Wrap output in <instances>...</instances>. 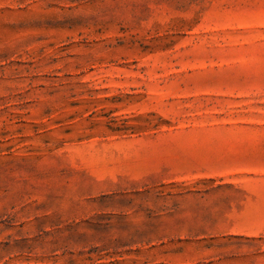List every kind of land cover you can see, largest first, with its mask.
<instances>
[{
    "label": "rangeland",
    "instance_id": "obj_1",
    "mask_svg": "<svg viewBox=\"0 0 264 264\" xmlns=\"http://www.w3.org/2000/svg\"><path fill=\"white\" fill-rule=\"evenodd\" d=\"M0 264H264V0H0Z\"/></svg>",
    "mask_w": 264,
    "mask_h": 264
}]
</instances>
